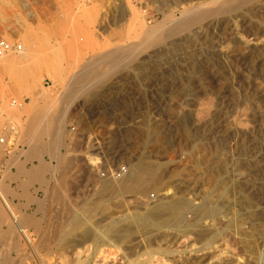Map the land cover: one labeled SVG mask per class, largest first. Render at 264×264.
Masks as SVG:
<instances>
[{
	"label": "rangeland",
	"instance_id": "obj_1",
	"mask_svg": "<svg viewBox=\"0 0 264 264\" xmlns=\"http://www.w3.org/2000/svg\"><path fill=\"white\" fill-rule=\"evenodd\" d=\"M198 1L206 0H0V40L20 42L34 55L26 65L16 60L12 70L5 68V59L20 51L0 58V137L6 133L10 144L15 142L0 144V183L9 187L16 212L32 220L27 229L38 249L24 244L0 200V264H42V259L67 264L72 204L74 214L85 215L81 229L96 226L90 241L99 247L95 263L264 264V0L225 6L158 44L130 49L137 55L132 63L125 59L116 67L101 60L93 68H100L99 75L91 70L88 78L72 79L90 58L141 43L144 28L179 2ZM127 6L142 9L144 25L124 14ZM180 16L176 12L177 20ZM101 75L105 79L98 81ZM34 91L76 93L57 103V114L65 104L68 108L60 158L39 154L42 141L53 138L31 125ZM33 143L38 157L31 154ZM141 159L156 163L162 181L145 177L133 196L103 198L100 187L109 177L103 175ZM41 161L58 166L54 175L45 174L46 183L30 176ZM168 188H176L187 204L163 230L160 223L168 216L156 219L144 208ZM195 214L218 234L201 238L187 231ZM49 248L54 254H46Z\"/></svg>",
	"mask_w": 264,
	"mask_h": 264
},
{
	"label": "bare ground",
	"instance_id": "obj_2",
	"mask_svg": "<svg viewBox=\"0 0 264 264\" xmlns=\"http://www.w3.org/2000/svg\"><path fill=\"white\" fill-rule=\"evenodd\" d=\"M26 1V0H24ZM244 1H250V0H211V1H198V2H191L189 3L188 5H180L181 2H179L177 4V6L173 9H170V11L168 12H163V15H164V18H162V20L160 21H156L153 25H148L147 27L144 28V35L142 37V42L139 43V44H130V45H120V47H118V49H116L115 51H107L106 53H102L100 54L99 56L97 55V60L96 59H92L90 58L84 65V69L82 71H80V73L75 77H72L73 78H88L89 77V73L91 72V70H97V69H93V68H96L98 67V65L100 64V61L101 60H111L113 63H114V66H119L121 64V62L123 63V60L127 59L128 62L127 63H132V61H134L135 57L137 56L136 55V52H132L130 51V49L132 50H136V49H139V48H142V47H145V44L146 43H156L158 44V42H161L163 39H165L167 36L169 35H175L177 33H179L180 31L184 30V29H187L188 27L196 24V23H199L201 21H203L204 19H207L209 17H212V16H215V15H218L220 13V11L223 9V7L227 6L226 9H230L228 7L230 6H234V7H238L239 5L242 4V2ZM177 3V2H176ZM29 3H26L25 5L26 6H29L28 5ZM139 4H142V2H139ZM227 4V5H226ZM28 8V7H26ZM124 14L127 16V15H132L135 22L136 23H141V24H145L144 23V20L142 18V12L140 9H130L129 6L127 7H124ZM175 9V10H174ZM31 11V10H29ZM123 12V11H122ZM176 12H180L181 14V18L180 19H176L178 17L175 18V15H176ZM31 18L34 17V14L33 12H29L28 14ZM124 15V16H125ZM17 16V15H16ZM21 17H19V14L16 18L17 21L21 20L20 19ZM168 23L170 24L168 26ZM165 24L167 25L166 26V29L164 28ZM164 28V29H163ZM148 44H146V47H147ZM154 45V44H153ZM119 46V45H118ZM122 46V47H121ZM153 47V46H152ZM117 48V47H116ZM21 55H16L18 56L16 58V56L14 57L13 56H8L6 59H5V68L8 69V70H12L13 66L15 65V61L17 60L19 62V64L17 65H20V64H25L29 59H31L32 57H34V55L30 52H28L27 50L23 51V49L20 51ZM7 55V54H6ZM92 56V55H91ZM94 56V55H93ZM139 58V57H138ZM142 58V57H141ZM34 59V58H33ZM32 60V59H31ZM86 60V59H85ZM4 62V61H3ZM29 62V61H28ZM85 62V61H84ZM124 61V63H126ZM83 63V62H82ZM99 63V64H98ZM102 63V62H101ZM126 63V64H127ZM29 64V63H28ZM34 64V63H33ZM84 64V63H83ZM98 64V65H97ZM26 65V64H25ZM32 65V64H31ZM28 66V65H27ZM106 66V64H105ZM25 67V66H24ZM111 67V66H110ZM115 67V68H116ZM12 68V69H11ZM20 68V67H19ZM32 68V67H31ZM30 69V68H29ZM35 69V68H33ZM40 69V68H39ZM82 69V68H81ZM100 69V68H99ZM99 69L97 71H99ZM31 70V69H30ZM29 70V71H30ZM25 71V70H24ZM28 71V70H27ZM32 71V70H31ZM30 71V72H31ZM95 71L93 72V74L95 73ZM96 71V72H97ZM103 71V70H102ZM14 72V71H13ZM34 72V71H33ZM21 73V72H20ZM36 73V72H35ZM77 73V72H76ZM99 72H97L98 74ZM107 73V72H106ZM105 73V74H106ZM28 74V72H27ZM91 74V73H90ZM34 73L31 74V81L33 84H35V80H33V77H34ZM71 75V74H70ZM75 75V74H74ZM99 75V74H98ZM37 76V75H36ZM35 76V77H36ZM23 77V76H22ZM28 77H30L28 75ZM93 77V76H92ZM91 77V78H92ZM108 77V76H107ZM37 78H39L37 76ZM66 78V77H65ZM29 79V78H28ZM105 79V76L104 75H101L98 77V81H101ZM39 80V79H37ZM67 80V79H65ZM74 80V79H73ZM77 80V79H76ZM80 80V79H79ZM83 80V79H82ZM81 80V81H82ZM95 80V79H94ZM30 81V82H31ZM62 81V80H61ZM26 82V81H25ZM63 82V81H62ZM69 82V81H68ZM78 82V81H77ZM40 83V82H39ZM66 83V82H65ZM64 83V84H65ZM76 83V82H75ZM80 83V82H79ZM70 85V84H69ZM36 86V85H35ZM63 86V85H62ZM65 86V85H64ZM67 87V86H66ZM69 88V87H68ZM82 88V87H81ZM67 89V88H66ZM73 89V88H72ZM46 90V89H45ZM65 90V89H63ZM70 90V89H69ZM74 90V89H73ZM75 90H76V85H75ZM59 91V90H58ZM85 91V90H84ZM57 92V91H56ZM88 92V90H87ZM59 93V92H58ZM63 93V91H62ZM74 92H68V93H64V94H54V93H50V91H46V93H43V92H40V91H34L31 93V97H32V101H35V104H34V110L32 112H34L33 114V118H32V127L33 129L36 131L40 130L44 133H47L49 134L50 136H52L53 139H50V141H47L44 143L43 142V145H40L38 147H40V153H42L43 151L45 152H49L51 154H54L55 157L57 158H60V153H59V149L60 147L62 146L63 144V140H62V128L64 127V118H65V114L67 112V106L66 104L63 106L64 109L60 112H58V114L56 113L58 107H57V103L58 101L60 102V100L62 101H65L70 98L72 96ZM76 94V93H74ZM86 94V93H84ZM89 95V94H88ZM74 99V98H73ZM61 101V102H62ZM63 104V103H62ZM59 106V105H58ZM62 106V105H61ZM61 110V109H60ZM67 115V114H66ZM32 117V115H31ZM67 118V117H66ZM10 126V125H9ZM14 128H12V126L10 127V130H13ZM30 131V130H29ZM31 132V131H30ZM42 132H41V135H42ZM10 133V132H9ZM6 134V133H5ZM8 135V138H9V134H6ZM33 136V135H32ZM39 137V136H37ZM30 138V137H29ZM34 138V137H33ZM32 140V139H31ZM35 140V139H34ZM33 140V141H34ZM31 143V142H30ZM39 143V142H37ZM1 144V143H0ZM65 144V143H64ZM2 146H6V145H3L1 144ZM0 145V146H1ZM34 145V143H33ZM32 145V147H33ZM37 145V144H36ZM35 146V145H34ZM34 149L31 151V154L32 156H35L37 155L38 157V154H35V150L38 149L35 147H33ZM28 151V150H27ZM38 153V152H37ZM31 156V155H30ZM93 157H91L92 159ZM95 158V157H94ZM93 158V160H94ZM95 160H98V162H101L100 158H97ZM17 161V159H16ZM94 162V161H93ZM97 162V161H96ZM129 163V166H126V171L123 172L120 176H115V175H112V174H109V175H103L104 177L105 176H109L108 178H105V181H103L102 185H101V194H103V198H108V200L112 199V198H123L126 197L125 194H130L131 196H133L134 193L140 191V186H141V182L142 180L145 178V177H148L149 179L153 180V181H162V176L159 174L160 172L157 171V167H156V163L155 162H146L144 160H140L138 161L137 163L135 164H131L130 162ZM99 165V164H98ZM97 165V166H98ZM128 165V164H127ZM20 169L23 171L24 170V165L21 163L20 165ZM123 165H118V167L114 170L116 171H119L121 168H122ZM58 167V166H57ZM57 167H53L51 165H49L48 163H46L45 161H41L39 165H37V167H35L33 169V171L30 173V176H32L33 178L37 179L36 181L40 180L42 183H46V179H45V174L47 172H52V174L54 175L56 172H57ZM95 168V167H94ZM21 170L19 172H21ZM8 171V170H7ZM162 172V171H161ZM165 174V173H164ZM166 176V175H165ZM54 177V176H53ZM90 177V176H89ZM32 178V179H33ZM147 179V178H146ZM154 183V182H153ZM158 183V182H157ZM163 183V182H162ZM146 185V184H145ZM144 185V186H145ZM143 186V187H144ZM147 186V185H146ZM145 186V187H146ZM151 187V186H150ZM180 187V186H179ZM9 188V187H8ZM6 189V187L4 185L1 186V183H0V200L2 201V203L4 204L3 207L6 208V211L11 215V226L14 227L15 229H17L25 238V240L27 241V243L25 242L24 244H28L30 243V245L33 247V250L37 251V246L36 245H32V240H31V233H29L30 228L27 227V223L28 222H31L32 220L29 219L28 217H21L19 215V213L16 212L15 210V207L13 205V203L11 202V200L8 198V190L9 189ZM142 190V189H141ZM185 190V189H184ZM99 191V190H98ZM182 191V190H181ZM141 192V191H140ZM73 193V192H72ZM99 193V192H98ZM181 193V192H180ZM139 194V193H138ZM144 194V193H142ZM141 194V195H142ZM147 194V193H146ZM73 195V194H72ZM99 195V194H98ZM137 195V194H136ZM149 195V194H148ZM161 197L157 198L158 202L154 205H150V204H147L145 205V210H148L150 213L151 216H155L156 219L159 218H162L163 215H167L168 218L165 220V219H162L161 221V227H164L163 230L165 229V227H168L170 226V223H169V218L173 217L175 219V217L179 214L180 210L184 207L185 204H187V202H185L184 198L179 196L178 195V191L176 188H173V191H171L170 188L166 189V191H164V193L160 194ZM60 196V195H59ZM102 196V195H101ZM129 196V195H128ZM147 196V195H146ZM58 197V196H57ZM67 197V196H66ZM100 197V196H99ZM98 197V199H99ZM151 197V195H150ZM63 199V198H62ZM61 199V200H62ZM70 199V198H69ZM97 199V200H98ZM127 199V198H126ZM139 199V198H138ZM186 199V198H185ZM188 199V198H187ZM59 200V201H61ZM134 200V199H133ZM140 200V199H139ZM150 200V199H149ZM106 201V200H105ZM156 201V200H155ZM142 202V200H141ZM153 202V201H152ZM99 203V202H98ZM114 203V201H113ZM116 203V201H115ZM127 203V202H126ZM71 204V203H70ZM110 204V203H109ZM144 204V203H143ZM146 204V203H145ZM76 206V205H75ZM73 204L71 205V211L73 214H69L70 216H72V219H71V224L69 225L70 228H68L66 231H68V235L66 240H67V243L68 245L65 247L66 248V256L69 257L68 260V263L67 264H99V263H95L94 262V258L97 256V248H99L98 246H96L95 248V245L92 246L93 244L90 243V241L93 242V235H94V230L95 229V225L94 228H91V227H85L84 229H81L82 226H83V222L86 220L85 218V215H83L84 217L82 216H79L77 214H74L75 213V210L76 207H75ZM95 206V205H94ZM87 207V206H86ZM83 208V207H82ZM85 208V207H84ZM95 208V207H94ZM100 210V208H98ZM141 209V208H140ZM215 209V208H214ZM90 210V209H89ZM95 210V209H94ZM98 210V211H99ZM5 211V212H6ZM85 211V209L83 210ZM91 211V210H90ZM140 211V210H139ZM92 212V211H91ZM204 212V211H203ZM211 212V211H210ZM77 213V212H76ZM113 213V212H112ZM196 213H199V212H196ZM21 214V213H20ZM92 214V213H91ZM145 214V213H144ZM216 214V211H212V214ZM22 215V214H21ZM90 215V214H88ZM93 215V214H92ZM196 215V214H195ZM210 215V214H209ZM207 215V216H209ZM87 216V215H86ZM148 216V215H147ZM69 217V216H68ZM90 218H91V215H90ZM132 218L129 217V219ZM146 218V217H145ZM207 218V217H206ZM104 219V217H103ZM106 219V218H105ZM135 219V218H134ZM134 219H130L129 222H135ZM137 219V218H136ZM144 219V218H143ZM150 219V218H149ZM205 217H198L197 215L195 216V218H192L191 221L189 222L188 220V227L186 228L187 231H189L190 233L191 232H194L196 233L198 236H200L201 238H206V237H212L215 235V234H218L216 230H218V228H215V227H209V223L208 222H205L204 221ZM4 220V219H3ZM9 220V219H7ZM34 220V219H33ZM119 220V219H118ZM124 220V219H123ZM145 220V219H144ZM155 220V219H154ZM152 221L155 222V221ZM170 220H173V219H170ZM68 221V220H67ZM89 221V220H88ZM125 221V220H124ZM127 221V222H128ZM137 221V220H136ZM34 222V221H33ZM86 222V221H85ZM112 223L114 222V220L111 221ZM121 222V221H120ZM128 224L130 225L131 223ZM144 222V221H143ZM148 222V221H146ZM160 222V221H159ZM177 222V220H176ZM90 223V221H89ZM98 223V222H97ZM102 223V221H101ZM149 223V222H148ZM158 223V222H157ZM33 224V223H32ZM93 224V222H92ZM127 224V223H125ZM143 224H146V223H143ZM159 224V223H158ZM100 225V223H99ZM111 226V224H109ZM116 225V224H115ZM121 225V223L119 224V226ZM133 225V224H131ZM140 224L137 225V227L139 226ZM149 224H147L148 226ZM155 225V224H154ZM179 225V224H178ZM211 225V224H210ZM87 226V225H86ZM92 226V225H91ZM98 226V225H97ZM109 226V227H110ZM117 226H118V223H117ZM118 226V227H119ZM152 226V225H151ZM150 226V227H151ZM174 227V223L171 225V227ZM105 227V226H104ZM108 227V226H107ZM125 227L128 228V225H125ZM130 227V226H129ZM146 227V225H145ZM149 227V226H148ZM153 227V226H152ZM155 227V226H154ZM28 228V229H27ZM116 228V226H115ZM133 228V226H132ZM140 228V227H138ZM142 228V227H141ZM157 228V227H156ZM104 229V228H102ZM110 229V228H108ZM123 228H121L122 230ZM137 229V228H135ZM145 229V228H144ZM142 229V230H144ZM146 229H148L146 227ZM150 229V228H149ZM148 229V230H149ZM160 229V228H159ZM185 229V230H186ZM11 230V229H10ZM100 230V229H99ZM117 230V228H116ZM115 230V231H116ZM119 230V229H118ZM138 230V229H137ZM140 230V229H139ZM138 230V231H139ZM154 230V229H153ZM184 230V231H185ZM96 231V230H95ZM105 231V230H104ZM123 231H126L125 228ZM129 231V230H128ZM135 231V230H134ZM146 231V230H145ZM152 231V230H151ZM150 231V232H151ZM155 231V230H154ZM97 232V231H96ZM133 232V231H132ZM147 232V231H146ZM186 232V231H185ZM100 233V232H99ZM98 233V234H99ZM104 233V232H103ZM107 233V232H106ZM105 233V234H106ZM130 233V232H129ZM142 233V231L140 232ZM149 233V232H147ZM169 233V232H167ZM101 234V233H100ZM126 233H124V235H122V237H120L121 239H123V236H125ZM135 234V233H134ZM137 234H139V232H137ZM152 234V233H151ZM165 234V233H164ZM65 235V234H63ZM110 235V234H109ZM143 235V234H141ZM99 235H97L98 237ZM102 236V235H101ZM104 236V235H103ZM107 236V235H105ZM113 237V235H111ZM119 236V235H116V237ZM121 236V235H120ZM127 236V235H126ZM133 236V235H132ZM150 236V235H149ZM96 237V236H95ZM96 237V239H97ZM100 237V236H99ZM110 237V236H109ZM108 237V238H109ZM115 237V235H114ZM130 238V236H128ZM142 237V236H141ZM63 238V237H62ZM106 238V237H105ZM119 238V237H118ZM147 238V237H146ZM104 238L102 237V240ZM128 239V238H127ZM126 239V240H127ZM133 239V238H132ZM64 240V239H63ZM98 240V239H97ZM96 240V241H97ZM101 240V239H100ZM100 240H98L97 243L100 242ZM110 240V239H109ZM116 240V239H114ZM125 240V239H124ZM130 240V239H129ZM128 240V241H129ZM152 240V239H151ZM151 240H148V241H151ZM19 241V240H18ZM95 241V240H94ZM121 241V240H120ZM24 242V241H23ZM65 242V241H64ZM114 242V241H113ZM117 242V241H116ZM126 242V241H125ZM134 242V241H132ZM152 242V241H151ZM22 243V242H21ZM20 243V245H21ZM38 243V242H37ZM45 243V242H44ZM102 243V242H101ZM99 243V245L101 244ZM121 243V242H120ZM149 243V242H148ZM147 243V244H148ZM16 244V243H15ZM18 244V243H17ZM19 245V246H20ZM64 245V244H63ZM98 245V244H97ZM129 245V243H128ZM27 246V245H26ZM50 246V245H48ZM92 246V247H91ZM106 246V245H105ZM114 246V245H113ZM206 246H208L206 244ZM22 247V246H21ZM57 247V246H56ZM209 247V246H208ZM18 248V247H17ZM31 248V247H30ZM40 248V246L38 247ZM64 248V249H65ZM104 248V247H103ZM129 248V247H128ZM143 248V247H142ZM32 249V248H31ZM50 249V248H49ZM22 250V249H21ZM28 250V249H27ZM30 250V249H29ZM99 250V249H98ZM108 250V249H107ZM133 250V248H132ZM131 250V251H132ZM23 251H26V250H22L21 253ZM48 252L46 254H52L54 252V249H50L47 250ZM63 251V250H62ZM61 251V252H62ZM100 252L103 251V250H99ZM105 251V250H104ZM31 252V251H30ZM114 252V251H113ZM29 253V251H28ZM65 253V252H64ZM124 253V252H123ZM128 253V251H127ZM36 254V252H35ZM54 254V253H53ZM63 254V252H62ZM101 254V253H100ZM134 254V253H133ZM137 254V253H136ZM59 255V254H57ZM110 255V254H109ZM143 255V254H142ZM145 255V253H144ZM152 255V254H151ZM64 256V254H63ZM125 257H127L128 255H124ZM24 257V256H23ZM22 257V258H23ZM58 257V256H57ZM59 257H61L59 255ZM107 257V256H106ZM124 257V259H125ZM46 258V256L44 257ZM49 258V257H48ZM47 258V259H48ZM66 258V257H64ZM104 258V257H103ZM128 258V257H127ZM131 258V257H130ZM149 258V257H148ZM42 259V258H41ZM67 259V258H66ZM97 259L99 260V258L97 257ZM106 259V258H105ZM123 259V258H122ZM57 260V259H56ZM112 260V259H111ZM21 261V260H20ZM97 261V260H95ZM102 261V260H101ZM124 261V260H122ZM134 261V260H133ZM139 261V260H138ZM140 261H141V258H140ZM139 261V262H140ZM144 261V260H142ZM141 261V262H142ZM9 262V261H8ZM39 262H42V264H46L45 260L42 259L41 261ZM58 262V261H56ZM99 262V261H98ZM103 262V261H102ZM109 262V261H108ZM128 262H130V260H128ZM137 262V261H135ZM134 262V264H136ZM117 263V262H116ZM122 263V262H120ZM146 263V262H144ZM149 263V262H148ZM199 263V261H198ZM11 264V263H10ZM59 264V263H58ZM61 264V263H60ZM63 264V263H62ZM100 264H102L100 262ZM111 264H112V261H111ZM129 264V263H128ZM139 264V263H138ZM141 264V263H140ZM150 264V263H149Z\"/></svg>",
	"mask_w": 264,
	"mask_h": 264
},
{
	"label": "built area",
	"instance_id": "obj_3",
	"mask_svg": "<svg viewBox=\"0 0 264 264\" xmlns=\"http://www.w3.org/2000/svg\"><path fill=\"white\" fill-rule=\"evenodd\" d=\"M23 48L22 43L20 42H9L6 40H0V58L10 52H19ZM14 104H16V101H14ZM0 143L3 145L11 146L14 145L15 142L10 144V141H8V137L6 134L2 135L0 137ZM126 171L125 165L122 166V168L119 171L111 170L107 175L112 174L115 176H120L123 172Z\"/></svg>",
	"mask_w": 264,
	"mask_h": 264
}]
</instances>
